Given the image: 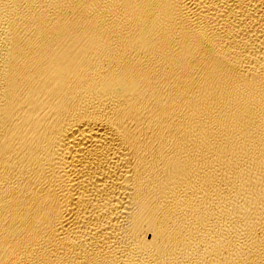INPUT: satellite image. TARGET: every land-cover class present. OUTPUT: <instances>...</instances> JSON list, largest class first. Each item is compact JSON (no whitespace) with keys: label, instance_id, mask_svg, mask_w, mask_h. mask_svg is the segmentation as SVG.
<instances>
[{"label":"bare ground","instance_id":"6f19581e","mask_svg":"<svg viewBox=\"0 0 264 264\" xmlns=\"http://www.w3.org/2000/svg\"><path fill=\"white\" fill-rule=\"evenodd\" d=\"M0 264H264V0H0Z\"/></svg>","mask_w":264,"mask_h":264}]
</instances>
